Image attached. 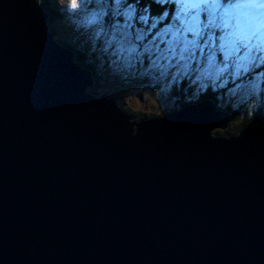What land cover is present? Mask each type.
I'll return each mask as SVG.
<instances>
[{"label":"water","instance_id":"water-1","mask_svg":"<svg viewBox=\"0 0 264 264\" xmlns=\"http://www.w3.org/2000/svg\"><path fill=\"white\" fill-rule=\"evenodd\" d=\"M47 18L0 0V264H264V114L132 119Z\"/></svg>","mask_w":264,"mask_h":264},{"label":"clouds","instance_id":"clouds-1","mask_svg":"<svg viewBox=\"0 0 264 264\" xmlns=\"http://www.w3.org/2000/svg\"><path fill=\"white\" fill-rule=\"evenodd\" d=\"M91 94L147 92L165 114L209 100L264 114V0H31ZM53 36V35H52Z\"/></svg>","mask_w":264,"mask_h":264},{"label":"rangeland","instance_id":"rangeland-1","mask_svg":"<svg viewBox=\"0 0 264 264\" xmlns=\"http://www.w3.org/2000/svg\"><path fill=\"white\" fill-rule=\"evenodd\" d=\"M38 1H40V0H38ZM51 23L52 22H50L49 24H51ZM47 28H48V26H47ZM52 35L57 40V35L55 34V30H54ZM94 88H95V86H94ZM104 94L108 97L115 98L116 100L121 99L123 105L127 108V110H129L130 112H132L136 115H144L145 116V115L149 114L148 117H153V116L158 115L159 113H162V111L159 108L157 101L155 99H153L152 95L148 94L147 92H142L139 94H131V93H121V94L104 93ZM104 94H98V95L100 96V95H104ZM247 111H250L249 108L247 109ZM239 113L244 114L246 119L249 120V117L246 116V111H244V112L239 111ZM238 121H239L238 118L235 120V122H234V120L233 121L230 120L226 129L232 125L238 124ZM218 131H220V130H218Z\"/></svg>","mask_w":264,"mask_h":264},{"label":"trees","instance_id":"trees-1","mask_svg":"<svg viewBox=\"0 0 264 264\" xmlns=\"http://www.w3.org/2000/svg\"><path fill=\"white\" fill-rule=\"evenodd\" d=\"M44 10L48 13V19H47V26H48V24L50 23V22H52L53 21V17L55 16V12H54V10L50 7V6H48L47 4H45L44 5ZM53 32H54V30H53ZM55 39V38H54ZM55 41H57L56 39H55ZM59 45H61L62 47H64V46H66V45H63V44H61V43H59V42H57ZM67 47V46H66ZM92 94H94V95H97V96H99L98 94H97V92L95 91V88H93V91H92ZM100 96H106L105 94L104 95H100ZM108 97V96H107ZM118 102H119V104H120V107H121V109L125 112V113H127L130 117H132L133 119H140V118H143V117H145L144 115H136V114H134V113H132V112H130L129 110H127V108L123 105V103H122V101H121V99H118L117 100ZM249 110L250 111H247L246 110V116L247 117H249V119L253 116V112H252V110L249 108ZM223 111H227L228 113H230V115H231V120L233 121L234 120V122H235V120L238 118L239 119V121H238V124H235V125H232V126H230V127H228L226 130H223V131H214V134H218V133H222V134H224V135H230V134H235L243 125H245V123L248 121V119H246V117H245V115L244 114H240L239 113V111H233V110H231V109H223ZM244 112V111H243ZM258 114V113H257ZM149 114H147V116H148ZM160 115V113L158 114V116ZM256 115V114H255ZM233 122V123H234Z\"/></svg>","mask_w":264,"mask_h":264}]
</instances>
